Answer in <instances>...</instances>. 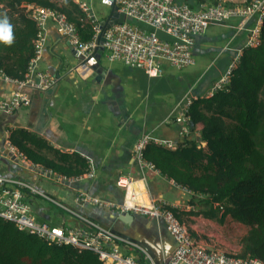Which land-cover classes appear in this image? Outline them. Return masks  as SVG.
I'll return each instance as SVG.
<instances>
[{"label":"crops","instance_id":"1","mask_svg":"<svg viewBox=\"0 0 264 264\" xmlns=\"http://www.w3.org/2000/svg\"><path fill=\"white\" fill-rule=\"evenodd\" d=\"M88 1L102 20L110 16L109 4L103 0ZM255 23L256 18L252 17L242 26L239 18L213 24L207 33L195 38L197 63L183 70L165 63V73L160 77L148 76L140 69L103 56L106 70L99 82L72 67L76 56L70 40L49 19L41 31L45 38L43 50L33 71H49L56 79L57 89L20 88L17 82L0 80V102L10 100L16 90L29 99L28 104L14 112L0 110V175L26 180L52 197L53 201L39 197L30 201L40 220L89 231L94 226L101 227L123 238L124 252L139 260L150 258L155 264H163L177 248L175 238L161 220L136 213L125 219L122 206L158 202L180 210L198 211L199 207L191 205V191L164 177L153 164L141 167L135 147L144 136L160 144H172L173 147L163 145L171 149L185 140L177 117L188 110L193 98L209 95L225 71L235 64ZM13 127L27 128L58 149L81 154L89 161L90 171L66 177L23 161L18 150L9 146ZM200 129L201 126L187 136L204 145ZM121 177L129 179L127 185L118 183ZM83 193L103 204L82 201L78 196ZM65 206L82 217H73ZM184 220L180 221L202 243L236 254L248 231L235 234L231 216L219 222L201 214L185 213Z\"/></svg>","mask_w":264,"mask_h":264},{"label":"trees","instance_id":"2","mask_svg":"<svg viewBox=\"0 0 264 264\" xmlns=\"http://www.w3.org/2000/svg\"><path fill=\"white\" fill-rule=\"evenodd\" d=\"M179 1L196 9L202 2L214 0ZM30 5L65 14L76 24L83 41L94 35L86 14L73 0H0V13L7 14L14 35L11 44L0 41V70L18 81L26 80L40 39L39 21ZM188 115L190 133L201 126L204 145L185 136L176 149L151 141L142 151L143 158L164 177L193 193L190 203L199 210L167 207L182 222L185 213L219 222L231 216L248 227L237 255L264 262V18L260 43L242 49L229 84L210 96L193 98ZM8 141L27 161L62 176L78 177L90 171L84 156L58 149L27 128H11ZM33 198L26 195L31 202ZM0 264L104 262L94 250L48 241L0 217Z\"/></svg>","mask_w":264,"mask_h":264},{"label":"built area","instance_id":"3","mask_svg":"<svg viewBox=\"0 0 264 264\" xmlns=\"http://www.w3.org/2000/svg\"><path fill=\"white\" fill-rule=\"evenodd\" d=\"M87 12L93 24L95 35L91 41H83L75 24L69 22L64 14L47 8L29 6L35 19L40 21L42 29L48 18L57 23L60 33L67 36L71 44L86 57L98 47V37L102 33L101 20L92 12L88 0H73ZM113 2L120 13L127 18L146 25L141 28L129 22L112 24L103 33L105 42L103 48L106 58L121 61L127 66L139 68L151 77H160L164 73V64L168 63L177 69L194 66L197 63L194 44L195 37L205 34L215 24L239 18L240 26L252 17L256 18L255 26L248 38L249 45L260 43V25L264 18V0H214L205 1L196 9L188 3L179 0H105ZM166 34V38L160 35ZM45 38L41 37L36 44V57L30 64L26 80L18 81L0 70V80L14 81L20 88L32 86L40 90H51L56 87V79L49 71H33L35 62L40 58ZM217 87L225 86L228 75ZM54 89V88H53ZM29 99L21 90L14 91L12 98L0 102V110L16 111L21 105L28 104ZM182 123L183 134L189 132V118L185 113L177 117ZM151 142L149 136H144L136 145L135 153L141 167L152 165L144 158L142 151ZM157 143V142H156ZM160 144V143H158ZM173 147L172 144L162 143ZM14 151L16 148L9 144ZM19 157H26L18 152ZM153 166V165H152ZM36 167L42 169L39 165ZM129 179L121 177L118 183L127 185ZM29 194L47 201L52 197L34 184L17 178L0 175V217L14 222L21 230L32 231L38 236L52 242L74 244L79 248L94 250L104 264H155L150 258L139 260L124 252L121 248L123 238L108 231L91 232L86 229L59 226L49 220H40L32 210V204L26 199ZM79 199L93 204H103L102 201L91 198L88 194H80ZM65 211L73 217H82ZM65 212V213H66ZM132 212L151 218L162 219L177 241V248L165 264H264L258 257H239L236 253L211 248L193 236L188 225L181 223L174 212L164 204L154 202L149 206L124 205L121 213ZM67 214V213H66ZM132 245L130 242H126ZM108 245V246H107ZM151 263H147V261Z\"/></svg>","mask_w":264,"mask_h":264},{"label":"bare ground","instance_id":"4","mask_svg":"<svg viewBox=\"0 0 264 264\" xmlns=\"http://www.w3.org/2000/svg\"><path fill=\"white\" fill-rule=\"evenodd\" d=\"M104 2H106L107 4H109L110 6H111V8L112 7H115V9H116V11H118V9H117V6L113 3V2H109V1H105V0H103ZM89 2V1H88ZM76 3V2H75ZM90 3V2H89ZM34 7H36V8H44V7H39V6H35V5H33ZM78 6H79V4H78ZM90 6H91V9H92V12L101 20V28H102V24H103V22H107V19L109 18V16L106 18V19H104V20H102L98 15H97V13L93 10V8H92V5H91V3H90ZM80 7V6H79ZM81 8V7H80ZM47 9H50V8H47ZM82 9V8H81ZM51 10H53V9H51ZM54 11H56V10H54ZM82 11L86 14V19H87V22L89 23V24H91L92 25V27H93V24H92V22L90 21V19H89V17H88V14H87V12L86 11H84L83 9H82ZM112 12V11H111ZM119 12V11H118ZM60 13V12H59ZM120 13V12H119ZM61 14H63V13H61ZM123 14V13H122ZM65 15V14H64ZM111 15V14H110ZM66 16V15H65ZM67 18V17H66ZM127 18V17H126ZM49 19H52V18H48L46 21H48ZM127 19H130V18H127ZM37 20V19H36ZM52 20H54V19H52ZM68 20V19H67ZM37 21H39V20H37ZM55 21V20H54ZM69 21V20H68ZM228 21H230V20H227V21H224V22H228ZM69 22H71V21H69ZM125 22H129V23H131V24H134V25H137V26H139V27H141V28H144V29H148V27L146 26V25H144V24H142V23H140V22H138V21H136L135 19H131V21H125ZM223 22V23H224ZM46 23V22H45ZM71 23H73V22H71ZM117 23H119V22H117ZM122 23H124V22H122ZM221 23V22H220ZM73 24H75V23H73ZM115 24V23H114ZM39 25H40V32H39V38H40V33H41V31L44 29H42V27H41V24H40V21H39ZM45 25V24H44ZM75 26H76V24H75ZM111 26V25H110ZM109 26V27H110ZM77 27V26H76ZM108 27V28H109ZM107 28V29H108ZM78 29V28H77ZM106 30V29H105ZM103 28H102V35H103V33H104V31H105ZM59 31V30H58ZM78 31H79V29H78ZM93 31H94V35H95V30H94V27H93ZM62 34V33H61ZM79 34H80V31H79ZM100 34V35H101ZM63 35V34H62ZM94 35H93V37H94ZM99 35V36H100ZM160 35L162 36V37H164V38H166L167 36H166V34H162V33H160ZM201 35V34H200ZM65 36V35H64ZM104 36V35H103ZM198 36V35H197ZM80 37H81V34H80ZM99 38V37H98ZM196 38V37H195ZM81 39H82V37H81ZM93 39V38H92ZM91 41V40H90ZM86 42H88V41H86ZM70 44H71V42H70ZM247 45H249L248 44V41H247ZM71 46L73 47V49L75 50V52H77V53H80L72 44H71ZM98 46H100L99 45V42H98ZM102 46H103V44H102ZM104 49V48H103ZM96 50V49H95ZM95 50H94V52L92 53V54H90V56L91 55H93L94 53H95ZM80 54H82V53H80ZM84 55V54H83ZM76 56V55H75ZM85 56V55H84ZM103 56H104V58L106 59V60H108L107 58H106V56H105V51L103 50V54L101 55V63L103 62ZM86 57V56H85ZM89 57V56H88ZM113 62H121V61H113ZM102 65H103V63H102ZM170 65V64H169ZM171 66V65H170ZM103 67H104V65H103ZM173 67V66H172ZM190 67V66H189ZM132 68H134V67H132ZM174 68H176V67H174ZM186 68H188V67H186ZM186 68H183V69H186ZM74 69L76 70V71H78L79 73H81L82 75L84 74L85 75V72H87V75H85V77H92L91 76V74H92V72H93V69H88V71H84V70H80V69H78V67H74ZM137 69H139V68H137ZM177 69V68H176ZM183 69H180V70H183ZM233 69H234V65H232V66H230L226 71H225V73L220 77V79L215 83V85H214V87H213V89L209 92V95L208 96H210V95H212L215 91H217V90H219V89H222V88H224V87H226L228 84H229V82H230V77H231V74H232V71H233ZM140 70H142V69H140ZM143 72H145L144 70H142ZM228 71H230V74L228 75V79H229V81L225 84V86H222V87H217V85L222 81V79L224 78V77H226V75L228 74ZM164 73H165V67H164ZM163 73V74H164ZM104 75V74H103ZM102 75V76H103ZM148 75V74H147ZM149 76V75H148ZM93 78V77H92ZM93 79H95V78H93ZM97 81V80H96ZM192 101V100H191ZM190 104H191V102L189 103V106H190ZM189 108V107H188ZM183 113H185L186 115H187V117L189 118V120H190V117H189V115H188V110L187 111H185V112H183ZM182 113V114H183ZM182 127H183V125H182V123H181V130H182V132H183V129H182ZM190 133V128H189V132L186 134V135H188ZM145 217H148V216H145ZM148 218H151V217H148ZM152 219H157V218H152ZM177 219L180 221V219L177 217ZM157 220H161L164 224H165V222L162 220V219H157ZM181 222V221H180ZM182 223V222H181ZM165 226H166V224H165ZM166 228H167V226H166ZM167 230L169 231V229L167 228ZM103 231H108V232H110V233H112V234H115V233H113L112 231H109V230H105V229H103V228H101V227H98V226H94L93 227V229L91 230V232H103ZM170 232V231H169ZM170 234H171V232H170ZM172 235V234H171ZM193 235V234H192ZM173 236V235H172ZM194 236V235H193ZM174 237V236H173ZM175 238V237H174ZM176 240V239H175ZM177 242V241H176ZM176 250V249H175ZM224 251V250H223ZM174 253V252H173ZM173 253L170 255V257L173 255ZM170 257H169V259H170ZM168 259V260H169ZM167 260V261H168ZM167 261H165L163 264H165Z\"/></svg>","mask_w":264,"mask_h":264},{"label":"water","instance_id":"5","mask_svg":"<svg viewBox=\"0 0 264 264\" xmlns=\"http://www.w3.org/2000/svg\"><path fill=\"white\" fill-rule=\"evenodd\" d=\"M125 21H131V19H127L124 14L119 13L118 11H116L115 7H112L111 15L107 19V22H103L102 28L105 30L114 23H122ZM98 42L100 46H98L95 50V53L89 57H85L83 54L77 53L74 50V54L76 55V61L74 62L72 67H78V69L84 71H88V69H93L91 76L95 78V80L100 82L102 81V75L105 74L104 71L106 70L105 66L103 67L101 63V55L103 54L104 50L102 44L105 42V37L102 34L99 36ZM85 75H87V72H85ZM55 89H57V87H55ZM53 90L54 89L52 88L51 91ZM121 215L125 219H128L129 217L133 216L134 213L124 212Z\"/></svg>","mask_w":264,"mask_h":264},{"label":"clouds","instance_id":"6","mask_svg":"<svg viewBox=\"0 0 264 264\" xmlns=\"http://www.w3.org/2000/svg\"><path fill=\"white\" fill-rule=\"evenodd\" d=\"M13 39V25L6 13H0V41L11 44Z\"/></svg>","mask_w":264,"mask_h":264},{"label":"rangeland","instance_id":"7","mask_svg":"<svg viewBox=\"0 0 264 264\" xmlns=\"http://www.w3.org/2000/svg\"><path fill=\"white\" fill-rule=\"evenodd\" d=\"M97 13H99V12H97ZM105 59V58H104ZM233 225H231V227H233L234 228V231H235V234L236 233H240V232H242V231H244V230H248V227L247 226H244L243 224H241V223H238V222H233L232 223ZM241 224V225H240ZM231 234H233L232 233V231H231ZM238 237V234L237 235H235L234 236V240L236 239ZM226 240L227 241H231V239H227L226 238ZM233 242V241H232ZM236 253V252H235ZM238 254V253H237Z\"/></svg>","mask_w":264,"mask_h":264}]
</instances>
